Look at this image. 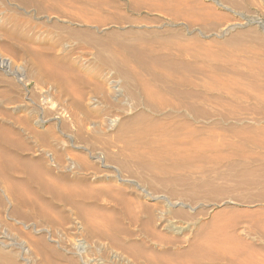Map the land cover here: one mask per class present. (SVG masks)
Returning <instances> with one entry per match:
<instances>
[{"label":"rangeland","instance_id":"1","mask_svg":"<svg viewBox=\"0 0 264 264\" xmlns=\"http://www.w3.org/2000/svg\"><path fill=\"white\" fill-rule=\"evenodd\" d=\"M143 44L227 51L218 63L197 53L185 74L195 99L170 94L185 103L175 112L139 87ZM230 51L241 54L235 66ZM136 114L183 125L176 139L214 152L150 163L132 134L146 124ZM262 128L264 0H0V264L172 262L217 222L264 264V149H238Z\"/></svg>","mask_w":264,"mask_h":264},{"label":"bare ground","instance_id":"2","mask_svg":"<svg viewBox=\"0 0 264 264\" xmlns=\"http://www.w3.org/2000/svg\"><path fill=\"white\" fill-rule=\"evenodd\" d=\"M175 3V2H174ZM180 3V2H179ZM178 3V4H179ZM177 4V5H178ZM177 5L175 6V9L174 10H176V12H178L179 13V15H180V13H181V9H179L178 7H177ZM180 7H181V5H179ZM182 8V7H181ZM182 12H184L185 13V11H182ZM177 14V13H176ZM207 15V14H206ZM206 15H204V16H206ZM210 14H208V16H209ZM181 16H184V15H182L181 14ZM201 16H203V15H201ZM207 16V17H208ZM197 18V17H196ZM201 19V17L198 15V19ZM198 19H196V20H198ZM199 19V20H200ZM195 20V21H196ZM198 20V21H199ZM205 20H203L202 19V22L201 23H203ZM207 21H209V20H207ZM200 22V21H199ZM182 42V41H181ZM193 42V41H192ZM195 42V41H194ZM193 42V43H194ZM183 43V42H182ZM196 44L197 43H199V41H196L195 42ZM153 45V44H152ZM165 45V44H164ZM200 45H202V44H200ZM207 45H208V43H207ZM206 45V46H207ZM135 46H137V45H135ZM134 46V48H136ZM141 46V45H140ZM218 46V45H217ZM208 47V46H207ZM207 47L204 49L203 47V52H195V53H191V52H189V49L188 48H186V47H184V46H178V47H176L175 49H173V48H168V47H166V45L165 46H163L162 44H161V47L160 48H158V47H154V46H151V44L150 45H148V44H143L141 47H139V45H138V52H136V54L137 53H139V48H141L142 50H141V54H142V56H143V58H145L146 60H144V62L146 61L147 63L146 64H143V65H140L139 67H140V70H141V72H142V75H144V74H146L147 75V78L149 79V78H154L155 76V78L154 79H156L157 77L159 78V80H157V81H153V78H152V80H148V79H145L144 78V76L142 77V81L143 80H147V81H143L141 84H139V87L140 86H142V89H143V91H144V93H145V97H147L146 95H148V97L150 98H148L149 100H153L151 103H154L157 107H156V109H158V107L159 108H162L163 110H164V108L165 107H170L171 109H174V111L176 110H178V109H176V108H178L179 106H183L184 107V104L185 103H183L182 104V102L181 103H178V104H172V103H174V102H172V103H170V101L168 100L169 98H168V96L170 95V94H172V96L171 97H173V96H179V97H184V98H188L191 94L190 93H185V90H190V89H198V87H199V85L197 84V83H194V81H192V80H190L189 79V77H187L186 78V73L188 74V72L190 71V70H188V72L186 71V67H187V69H191L192 70V72H194L193 70L194 69H192L191 67V65H193V68H194V65H195V63H196V65H199V64H197V60L198 59H200V57H199V55H200V53H203V55L205 56V58L206 59H210V57L211 58H213V62H214V58L217 60V63H218V60L220 61V59H221V57H222V55L227 51L225 48H224V46H220V47H218V49H217V51L214 53L213 52V56H210L209 55V53H211V52H209V51H211V49L210 50H208L207 52H209V53H207L206 52V49H207ZM125 49V51L127 52V49L126 48H128V47H124ZM130 48H132V47H130ZM217 48V47H216ZM172 49L174 50V51H172ZM229 51V50H228ZM238 51H240L241 52V54H243V53H248L249 52V50H247V51H245L244 49H238ZM231 52V51H230ZM128 53V52H127ZM139 53V54H140ZM199 55H198V54ZM128 54H131L130 53V51H129V53ZM133 54V53H132ZM238 54H240L239 52H237V51H233V52H231V57H228V59H227V61L226 62H229L230 61V64H232V66H235V65H237V61H236V56L238 55ZM240 54V55H241ZM202 55V54H201ZM202 55V56H203ZM133 56H134V54H133ZM202 56H201V58H202ZM210 56V57H209ZM136 57V55L134 56V58ZM133 58V59H134ZM204 58V59H205ZM136 59V58H135ZM134 59V60H135ZM139 59V58H138ZM238 59V58H237ZM202 60V59H201ZM211 60V59H210ZM209 60V61H210ZM216 60H215V62H216ZM137 61V60H136ZM211 61V62H212ZM137 63H139V62H137ZM142 62H140L139 64H141ZM205 63H208V62H205ZM202 64H204V63H202ZM203 66V65H202ZM204 66H206L205 64H204ZM189 67V68H188ZM197 67V66H196ZM201 67V66H200ZM210 67V66H209ZM199 67H197V69H198ZM205 69H207L206 67H204ZM211 68V69H210ZM210 68H208V70L210 69L211 71H212V67H210ZM204 69V70H205ZM213 69H215V68H213ZM218 69V68H217ZM196 70V69H195ZM201 70H203V69H201ZM51 71H54V69L52 68V70ZM135 71V70H134ZM235 71H236V73H238V74H240V75H242L240 72V70H238V69H235ZM135 73H139V74H141L140 72H135ZM134 74V73H133ZM138 75V74H137ZM145 75V76H146ZM137 78H138V80H139V77L138 76H136ZM136 78V79H137ZM141 78V77H140ZM253 78L255 79V77L253 76ZM251 79H252V77H251ZM137 80V81H138ZM253 80V79H252ZM141 81V80H140ZM140 83V82H139ZM219 85L221 84L222 86H225L226 85V83H218ZM168 88H170V89H172V90H167ZM193 94V93H192ZM196 96V95H195ZM205 96V95H204ZM191 97H194V95L193 96H191ZM191 97H189V98H191ZM168 98V99H167ZM186 98V99H187ZM188 98V99H189ZM148 99L146 98V100L148 101ZM179 99V98H178ZM182 99V98H181ZM187 99V100H188ZM195 99V97L193 98V100ZM203 99V98H202ZM189 100H191V99H189ZM192 101V100H191ZM149 102L150 101H148V103L147 104H149ZM156 102V103H155ZM179 102H180V100H179ZM187 102V101H186ZM150 103V104H151ZM189 103H191L190 101L188 102V103H186L187 105H190ZM153 104V105H154ZM186 105V106H187ZM186 106H185V109H188V108H186ZM147 107H148V105H147ZM155 107V106H154ZM187 107H192V106H187ZM153 108V107H152ZM155 110V109H154ZM153 109H152V112L154 111ZM159 110H161V109H159ZM162 110V111H163ZM189 110V109H188ZM156 111V110H155ZM155 111L153 112V113H155ZM175 111V112H176ZM191 111V110H190ZM157 112H159L160 113V111H158L157 110ZM156 112V113H157ZM142 113V112H141ZM158 114V113H157ZM195 114V113H194ZM137 115V114H136ZM135 115V116H136ZM145 115V114H144ZM144 115H142L141 116V114H140V116L139 115H137V116H139V117H137L138 119H142L144 122L146 121V124L144 125V126H141L142 128H140V129H138V130H135V131H133V136L135 137V138H137L139 141H143V142H141V148H142V144L143 143H145V144H147L148 145V147L151 149V155H150V158H149V156L147 157V155H148V152L145 154L146 156L145 157H147V159H145V160H149V159H151L150 160V163H151V161L152 162H161V161H163V162H165V160H167V162H169V160H171V161H173V162H171V163H174V162H178V161H181V162H183L184 161V163L186 164V160H190V159H192V158H200L201 159V154H204L205 152L204 151H212V152H214L213 151V144L212 145H210V144H207V145H203V146H198L196 143H193V142H190V143H185V142H183V141H181L180 142V139L178 140V139H176L175 138V136L176 135H178L181 131H182V129H183V125H178V126H176L174 129H172V130H169V129H167V127L165 126V125H163V124H160V123H158V122H156V121H154V120H151L150 118H148L146 115H145V117H144ZM135 117H132L131 118V120L132 119H134ZM136 119V118H135ZM129 120V119H128ZM130 120V121H131ZM129 121V123H128V121H124L125 123L127 122L128 124H130L131 122ZM133 121H135V120H133ZM141 121V120H140ZM136 122H138V120L136 121ZM125 123H123L122 125L124 126V124ZM139 123V122H138ZM132 124V123H131ZM133 124H134V122H133ZM137 124V123H136ZM136 124H134V125H136ZM140 124L142 125V123L140 122ZM127 125V124H126ZM138 125V124H137ZM136 125V127H139V126H137ZM130 126V128H131V125H129ZM126 127V126H125ZM128 127V126H127ZM125 128V130H127V132L129 131V130H133L134 129V127L133 128H129V130H128V128ZM123 127H121V129H122ZM253 129V128H252ZM252 129H248V131L246 132V133H248L247 135H245L244 137H242V138H240V140L241 141H239V146H238V149H240V148H243V147H245V146H249V147H251V148H260V149H264V146L263 145H260V143L261 142H259V141H262V140H257V139H264V131H263V128H262V130L260 131V130H258V129H256V130H252ZM124 130V131H125ZM180 131V132H179ZM246 131V130H245ZM122 132V131H121ZM127 132L125 131V133L127 134ZM132 132V131H131ZM155 133H157L158 134V137L156 138V137H154V138H151V136H153ZM122 134V133H121ZM124 134V133H123ZM122 134V135H123ZM121 135V136H122ZM125 135V134H124ZM154 136H156V135H154ZM2 138V137H1ZM135 138H133V139H135ZM3 139V138H2ZM1 139V140H2ZM134 141H136V140H134ZM133 141V142H134ZM138 141V142H139ZM186 141V140H185ZM1 142V141H0ZM4 142H8V141H5V139H4ZM10 142V141H9ZM132 142V143H133ZM137 142V143H138ZM2 143H3V141H2ZM1 143V144H2ZM132 143L130 144V146H131V148H129V149H134L135 147H134V145H133V147L134 148H132ZM8 144V143H7ZM11 144V143H10ZM9 144V145H10ZM222 144H224V143H222ZM6 145V144H5ZM8 145V146H9ZM126 145H127V143H126ZM137 146V148H135L134 150L136 151V153L137 152H139V151H137V149H139L138 148V144H136ZM7 146V147H8ZM11 146H15V144L13 145H11ZM215 146V145H214ZM219 147H220V144L218 145ZM128 147H129V145H128ZM127 147V148H128ZM223 147H224V145H223ZM222 146L220 147V149H222L223 148ZM225 147H227V144L225 145ZM125 147H123V149H124ZM216 148V147H215ZM218 148V147H217ZM17 149V148H16ZM126 149V148H125ZM150 149H148V150H150ZM219 149V150H220ZM140 150V149H139ZM148 150H146V151H148ZM217 150V149H216ZM215 150V151H216ZM18 151H19V149H18ZM121 151H123V150H121ZM120 151V152H121ZM125 151V150H124ZM128 152V151H127ZM131 152V151H130ZM142 152V151H141ZM144 152V151H143ZM143 152H142V155H144L143 154ZM204 152V153H203ZM133 153L134 152H132V156H133ZM0 154H2L1 153V151H0ZM127 155L128 153H123V155ZM130 154V153H129ZM141 154V153H140ZM139 154V155H140ZM206 154V153H205ZM240 154V158L243 160V167L244 166H246V165H248L249 164V159L247 158V156H245V155H243L242 153H239ZM135 155H138V153L137 154H135ZM138 155V156H139ZM142 155H140L139 157L138 156H135V157H137V158H135V159H138L139 158V160H137V161H139V162H141V160H142V158H141V156ZM122 157V156H121ZM129 157V155H127V158ZM204 157H205V155H204ZM124 158L126 159V157L125 156H123V160H124ZM130 158V157H129ZM149 158V159H148ZM134 159V158H133ZM141 159V160H140ZM144 159H143V161H144ZM126 160H128V159H126ZM131 160V159H130ZM129 160V161H130ZM134 160H131V162L132 163H134L133 162ZM128 162V161H127ZM126 162V163H127ZM131 162H128V163H131ZM142 164H143V162H141ZM145 163V162H144ZM149 162H148V164H150ZM183 163V164H184ZM125 164V163H124ZM123 164V165H124ZM138 164V163H137ZM136 164V165H137ZM154 164V163H153ZM152 164V165H153ZM158 164V163H157ZM176 164V163H175ZM182 164V163H181ZM182 164V165H183ZM126 165V164H125ZM151 165V164H150ZM149 165V166H150ZM177 166H178V164H176ZM175 165V166H176ZM139 166V165H138ZM154 166H155V164H154ZM159 165H157V167H158ZM175 166H173L172 167V169L175 167ZM247 167V166H246ZM153 168V167H152ZM245 168V167H244ZM243 168V169H244ZM154 169V171H156L155 170V168H153ZM152 169V170H153ZM159 169H160V167H159ZM166 169V168H165ZM172 169H168V170H164L163 171V169L161 168L159 171L157 170L155 173H157L158 172V174H160L162 171H163V174H170V172H172V171H174V169L172 170ZM246 169V168H245ZM244 169V170H245ZM162 170V171H161ZM169 170H172V171H169ZM176 170H179V168L178 167H176V169H175V171ZM246 172H248V170L246 169L245 170ZM174 173V172H173ZM171 174V175H174V174ZM175 173H177V171L175 172ZM245 173V172H244ZM162 174V173H161ZM248 174V173H247ZM176 175H178V173L176 174ZM180 176V175H179ZM179 178H181V177H178V179ZM183 178L184 177H182V180H183ZM187 178H188V176H187ZM247 178V177H246ZM172 179V178H171ZM185 179V178H184ZM169 180V179H168ZM173 180H176V178H174ZM173 180H170V181H167V182H171V181H173ZM182 180H180L181 182H183ZM186 180V179H185ZM185 180H184V182L183 183H185ZM237 181L238 180H240L239 178H237L236 179ZM187 181H188V179H187ZM177 182H179L178 180L176 181V183ZM180 182V183H181ZM242 182H243V180H242ZM175 183V182H174ZM246 182H244V184H245ZM182 184V183H181ZM233 184H235V183H233ZM241 184V183H240ZM239 184V185H240ZM243 184V183H242ZM60 188V187H59ZM69 188V187H68ZM70 189V188H69ZM61 190V189H60ZM70 194V193H69ZM86 194V193H85ZM73 196V195H72ZM85 197L87 196V194L86 195H84ZM183 202V201H182ZM182 204V203H181ZM184 204V203H183ZM216 219H218V217L216 218ZM220 219V218H219ZM218 219V220H219ZM218 220H215L214 219V221H218ZM224 220V219H223ZM223 222V221H222ZM214 223V222H213ZM219 222H217V223H214V224H212L211 226H210V230L209 231H207V229H206V233L204 232V234H202V233H200L201 234V236H198L197 237V239L195 240L194 239V242L192 243V245H191V247L187 250V251H185V252H181V253H176L174 256V258H172V262H171V259H169V260H159V259H154L155 260V262L156 263H161V264H171V263H174V264H219V263H223V261H224V259H227L228 260V262H229V264H255V258H254V256L252 255V251L251 252H249L246 248V245H244L238 238H237V236L236 237H233V236H231V235H228L227 233H226V227H227V224L228 223H225V225L226 226H224L223 225V223H222V227H221V224L219 225L218 224ZM105 224H106V222H105ZM105 224H104V227L103 228H105L106 226H105ZM108 224V223H107ZM210 224V223H209ZM207 225V224H206ZM102 226V225H101ZM112 228H113V226H111ZM209 227V226H208ZM207 227V228H208ZM229 227V226H228ZM107 228H110V224L108 225V227ZM100 229V228H99ZM203 229V228H202ZM205 229V228H204ZM203 229V230H204ZM101 230V229H100ZM202 231V230H201ZM228 231V230H227ZM198 234V233H197ZM254 254V253H253ZM258 260V259H257Z\"/></svg>","mask_w":264,"mask_h":264}]
</instances>
